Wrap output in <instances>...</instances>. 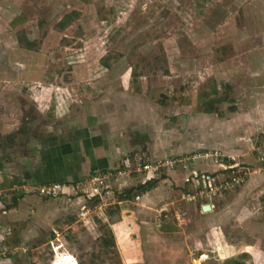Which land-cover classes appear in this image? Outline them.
<instances>
[{"label": "rangeland", "instance_id": "rangeland-1", "mask_svg": "<svg viewBox=\"0 0 264 264\" xmlns=\"http://www.w3.org/2000/svg\"><path fill=\"white\" fill-rule=\"evenodd\" d=\"M15 95L50 120L111 100L138 105L150 124L183 113L252 118L254 148L242 142L254 161L245 165L262 169L264 151L255 149L264 142V0H0L2 114ZM33 130L44 127L36 120ZM99 175L53 182L72 185L66 194L40 195L42 185L2 193L0 264H49L56 234L80 264H264V170L217 198L219 223L192 219L179 193L163 222L158 207L141 215L146 224L137 215L134 231L122 225L136 207L117 204L106 187L112 176L92 188Z\"/></svg>", "mask_w": 264, "mask_h": 264}, {"label": "crops", "instance_id": "crops-1", "mask_svg": "<svg viewBox=\"0 0 264 264\" xmlns=\"http://www.w3.org/2000/svg\"><path fill=\"white\" fill-rule=\"evenodd\" d=\"M183 114L182 116L174 114L170 121L167 120L168 123L161 122L158 125L153 120L150 124L147 122L149 118L145 110L138 105L130 107L128 104H119L111 100L103 105H96L94 108L89 107L81 111L79 115L71 116L70 113H62L61 116L52 120L42 117L46 121L42 124L43 132L33 130L34 140L32 148L30 147L31 150L25 155L20 153V158L25 160L29 166L28 174L31 177L29 187L34 188L38 184L53 182L79 181L92 174L111 172L113 176L108 179L106 187L111 186L115 189L117 204L128 208L135 204L140 206V208H133V211H129L126 207L128 209L124 211L126 226L122 225L123 228L134 231L135 227H138L135 225L136 222H133L137 215H140L139 223L146 224L147 220L144 219V221L142 217L158 207H160L157 209L158 212L165 210L160 220L163 222L166 219L164 215L167 214L165 213L167 208H175L174 204L176 198H179V193L183 200L185 193L193 192L201 186L200 182L184 183V179L191 172L213 173L217 171L216 161L210 156L212 153L220 154L228 162L250 165L251 162L248 161H254L253 153H249L248 150L244 151L245 144L242 142V139L246 138L250 142L249 148H254L251 143V134L254 132L252 128L257 130V126H252L254 125L252 118L235 116L220 121L216 118H209L210 116L207 115L193 117L190 113ZM160 118L158 120L163 119V117ZM259 120H261L259 125L264 129V116ZM36 133L38 135L42 133V136H36ZM261 133L264 134V131ZM196 152L205 155L193 158L186 163V166H177L174 170L166 171L148 181L135 171L136 165L142 162H153L167 156H193ZM14 157L16 159L18 154ZM128 168L132 173L124 175L122 172ZM263 168L253 170L250 168L252 172L241 188L255 180L256 175H260ZM118 171H121V174L118 175ZM150 181L154 183L152 189L127 194V191L135 190ZM23 185L20 174L9 172L5 164L0 163V195L2 193L5 195L6 191ZM29 187L27 188L31 189ZM136 195L140 197L138 201L134 199ZM218 201L219 199L184 201V206L192 219L207 223L209 226L212 225L211 223H219L222 218L217 213ZM206 204L210 206V211L204 213L202 207ZM12 206L15 207L16 204ZM123 209H121L122 212ZM175 213L177 216L185 212ZM219 214H222V211ZM186 221V214L181 222L176 220L180 225H184ZM213 228L209 229L210 232L215 230ZM116 229L118 230L119 227L112 226L114 233Z\"/></svg>", "mask_w": 264, "mask_h": 264}, {"label": "built area", "instance_id": "built-area-1", "mask_svg": "<svg viewBox=\"0 0 264 264\" xmlns=\"http://www.w3.org/2000/svg\"><path fill=\"white\" fill-rule=\"evenodd\" d=\"M255 151L258 154H261L264 151V142L261 146H258ZM205 154L196 152L193 156H184V157H172L167 156L162 159H156L153 162L147 161L142 162L136 165L135 171L141 174L146 181L151 180L152 178L158 177L166 171L174 170L178 165L186 166V163L193 158H200ZM214 158L217 165V171L213 173H199L197 171L191 172L189 176L184 179V183H202L200 187H197L193 192H187L183 195V200L186 202H197V201H214L217 198L223 196L227 192L235 191L240 188L249 178L250 170L245 164L237 163L230 161L229 163L225 162V157L221 156L218 153H212L210 155ZM264 159L261 157V161ZM121 171H118V175L121 174ZM124 175H129L132 173L130 168L122 172ZM113 176L111 172H108L102 176L94 177L91 182V186L95 188L96 184L101 183L102 179ZM83 185V183H76L75 185ZM41 187V186H40ZM72 185L62 184H47L42 185L38 190V194L43 196H54L58 194H65ZM135 201H138L140 197L135 196ZM208 205V204H206ZM136 208H140L138 204L134 205ZM165 210L159 211L158 217H162V214ZM167 218V214L164 215ZM185 217V213H181L175 216V219L178 222H181ZM50 260L49 264H80L77 258L70 252L68 243L60 237L59 234L51 239L48 243Z\"/></svg>", "mask_w": 264, "mask_h": 264}, {"label": "flooded vegetation", "instance_id": "flooded-vegetation-1", "mask_svg": "<svg viewBox=\"0 0 264 264\" xmlns=\"http://www.w3.org/2000/svg\"><path fill=\"white\" fill-rule=\"evenodd\" d=\"M11 96H9L7 101L9 109L3 114L0 103V154L5 153L8 155L7 161L9 162L5 161L4 164L10 165L9 172L12 173L16 171L15 167H17L14 155L18 153V151L22 155H25L31 150V146H33L34 139L32 138L31 132H33L34 121L37 120L41 124H45L46 121L38 114L37 117L34 116V111L25 107L23 105L24 101L19 100L16 95L14 97ZM17 103L22 105L21 112L23 119H20V121L18 120L19 117H17ZM22 161V169L20 168L21 181L24 182L23 187H29V183H31V177L28 174L29 166L25 160ZM40 185L41 184H38L36 186L38 187ZM29 188L33 187L31 186Z\"/></svg>", "mask_w": 264, "mask_h": 264}, {"label": "trees", "instance_id": "trees-1", "mask_svg": "<svg viewBox=\"0 0 264 264\" xmlns=\"http://www.w3.org/2000/svg\"><path fill=\"white\" fill-rule=\"evenodd\" d=\"M234 110V109H232ZM226 163H229L228 161L225 160ZM41 185H47V184H41ZM154 187V183L153 182H148L146 183L145 185L141 186V187H138L137 189L135 190H130V191H127V194H131V193H138V192H144L146 190H149V189H152ZM123 194V193H122ZM121 194V195H122ZM119 195V196H121ZM120 199H122L123 197H119ZM12 200H13V204H17V200L18 198H16L15 196L12 197ZM225 264H228V263H225ZM237 264V263H236Z\"/></svg>", "mask_w": 264, "mask_h": 264}, {"label": "water", "instance_id": "water-1", "mask_svg": "<svg viewBox=\"0 0 264 264\" xmlns=\"http://www.w3.org/2000/svg\"><path fill=\"white\" fill-rule=\"evenodd\" d=\"M202 211H203L204 213L210 211V206H209V205H205V206H203V207H202Z\"/></svg>", "mask_w": 264, "mask_h": 264}]
</instances>
